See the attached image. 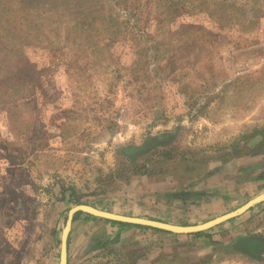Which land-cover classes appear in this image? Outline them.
I'll return each instance as SVG.
<instances>
[{
	"label": "rangeland",
	"instance_id": "374dc122",
	"mask_svg": "<svg viewBox=\"0 0 264 264\" xmlns=\"http://www.w3.org/2000/svg\"><path fill=\"white\" fill-rule=\"evenodd\" d=\"M263 192L264 0H0V264H59L78 204L191 226ZM70 233L69 264H264V202Z\"/></svg>",
	"mask_w": 264,
	"mask_h": 264
},
{
	"label": "water",
	"instance_id": "95a60500",
	"mask_svg": "<svg viewBox=\"0 0 264 264\" xmlns=\"http://www.w3.org/2000/svg\"><path fill=\"white\" fill-rule=\"evenodd\" d=\"M262 202H264V192L229 213L211 219L202 224L191 225V226H181V225L165 223L153 219L126 216V215L116 214L113 212L103 211L90 205L78 204L70 208L67 212L65 225L62 229L60 236L59 264H67V240L71 229L73 217L76 213H83L95 218L123 223V224L147 227L176 235H191L195 233L205 232L207 230H210L211 228L220 225L223 222L241 216L251 208L261 204Z\"/></svg>",
	"mask_w": 264,
	"mask_h": 264
},
{
	"label": "crops",
	"instance_id": "0c3cea01",
	"mask_svg": "<svg viewBox=\"0 0 264 264\" xmlns=\"http://www.w3.org/2000/svg\"><path fill=\"white\" fill-rule=\"evenodd\" d=\"M208 183V182H210V180H207V181H204V183ZM187 187V185L185 184L184 185V188H186ZM199 187H201V188H199ZM187 190H184V191H191V192H194V191H202L201 189H203V187L202 186H199V185H197V184H194V186H192V187H189L188 186V188H186ZM167 222H171V224H174L175 223V221H167ZM177 223V222H176ZM72 231V230H71ZM150 232V231H149ZM145 232V234H142V233H139V230H137V232H136V235H138V236H135V238H140V237H143V239H144V241L146 242V241H149L150 242V240H151V238H160V239H162V240H164L165 242H167V239L168 238H166L165 236L166 235H169V234H164V236H162V235H160V234H153L152 232ZM133 232L132 231H125V232H123V234H121V235H132V237H133V234H132ZM178 236H180V235H171V236H169V237H171V238H173V237H178ZM70 237H71V233L69 234V240H68V244H67V260H68V264H69V257H70V254H69V250H70V246H71V240H70ZM134 238V237H133ZM173 240V239H172ZM151 252L149 253V254H145V256H144V258H143V262H149L150 260H151Z\"/></svg>",
	"mask_w": 264,
	"mask_h": 264
},
{
	"label": "trees",
	"instance_id": "16d2710c",
	"mask_svg": "<svg viewBox=\"0 0 264 264\" xmlns=\"http://www.w3.org/2000/svg\"><path fill=\"white\" fill-rule=\"evenodd\" d=\"M79 215H81V213H76L75 215H74V217H73V221L79 216ZM85 216L86 217H89V218H93L92 216H89V215H86L85 214ZM105 221H107V222H109V223H111V224H113V225H120V226H128V227H134V228H138V229H150V230H152V231H155V232H162V233H168V232H165V231H160V230H156V229H151V228H147V227H142V226H137V225H130V224H123V223H118V222H113V221H108V220H105ZM204 232H200V233H195V234H193L194 236H200V235H202Z\"/></svg>",
	"mask_w": 264,
	"mask_h": 264
}]
</instances>
